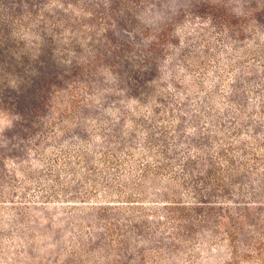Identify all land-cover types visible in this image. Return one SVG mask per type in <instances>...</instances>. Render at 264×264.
Returning <instances> with one entry per match:
<instances>
[{
  "label": "rangeland",
  "instance_id": "1",
  "mask_svg": "<svg viewBox=\"0 0 264 264\" xmlns=\"http://www.w3.org/2000/svg\"><path fill=\"white\" fill-rule=\"evenodd\" d=\"M0 264H264V0H0Z\"/></svg>",
  "mask_w": 264,
  "mask_h": 264
}]
</instances>
